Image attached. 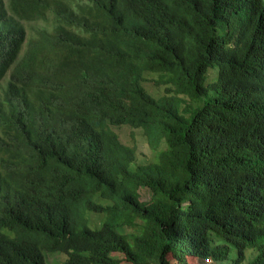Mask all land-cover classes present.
<instances>
[{
    "label": "trees",
    "instance_id": "obj_1",
    "mask_svg": "<svg viewBox=\"0 0 264 264\" xmlns=\"http://www.w3.org/2000/svg\"><path fill=\"white\" fill-rule=\"evenodd\" d=\"M52 253L264 264V0H0V264Z\"/></svg>",
    "mask_w": 264,
    "mask_h": 264
},
{
    "label": "rangeland",
    "instance_id": "obj_2",
    "mask_svg": "<svg viewBox=\"0 0 264 264\" xmlns=\"http://www.w3.org/2000/svg\"><path fill=\"white\" fill-rule=\"evenodd\" d=\"M146 88L153 91V87L146 85ZM160 91V90H159ZM121 140L135 149V156L139 161L147 162L153 158L154 152L149 148L141 129L123 128L119 131ZM140 200H147L150 192L145 187L139 189ZM63 253L45 254L44 259L48 264H60L61 260L65 258ZM120 256V255H118ZM177 264V263H175ZM189 264H200L199 260H190ZM204 264H216L210 259L205 260Z\"/></svg>",
    "mask_w": 264,
    "mask_h": 264
}]
</instances>
